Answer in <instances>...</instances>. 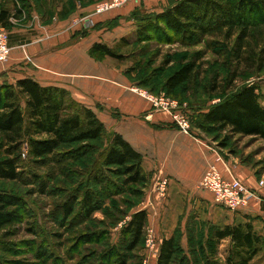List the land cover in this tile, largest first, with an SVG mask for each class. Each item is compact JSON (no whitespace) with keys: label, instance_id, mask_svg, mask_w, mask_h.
I'll list each match as a JSON object with an SVG mask.
<instances>
[{"label":"trees","instance_id":"trees-1","mask_svg":"<svg viewBox=\"0 0 264 264\" xmlns=\"http://www.w3.org/2000/svg\"><path fill=\"white\" fill-rule=\"evenodd\" d=\"M21 14V10L13 13L8 8H0V27L9 29L10 19H18ZM144 19L136 30L135 43L149 41L154 35L159 38L160 32L168 40L185 45H198L207 37L222 36L227 41L233 40L231 53L241 64L264 70V0H173L162 12ZM130 44L124 38L117 47ZM91 53L123 59L116 49L102 43H96ZM198 73L195 62L183 65L166 80L164 93L176 100L181 90L189 89V84L198 79ZM259 91L256 85L243 86L201 110L196 122L186 109L191 125L206 134L228 132L264 141V93ZM24 144L28 146V157L37 164L65 165L90 157L93 160L91 182L112 184L103 189L111 192L109 197L122 193L141 195L150 182L142 167V154L127 140L109 132L97 115L75 102L67 90L42 86L32 78L0 85V150L6 155L0 159V179H22L20 162ZM64 174L71 175L67 171ZM34 177L32 181L39 183L40 192L46 194L47 184L41 183L39 176ZM109 177L117 178L120 184H113ZM98 195L91 190L82 196L72 193L62 205L65 223L77 205L83 207L86 217L100 211L103 204ZM24 206L22 198L0 193V231L17 234L15 227L22 223ZM148 220L146 210L134 212L121 229L119 250L110 249L107 259L116 258L119 264H127V255L145 240ZM207 240L209 252L202 246L203 264L222 263L218 260L219 247L226 240L229 243L223 264H256L257 257L264 258V236L255 233L251 224L213 227ZM84 241L90 243L92 237L85 236ZM189 241L192 244V234ZM120 250L126 254L121 255ZM182 251L176 233L163 238L157 264H189ZM48 257L53 258L47 250L36 256L37 259Z\"/></svg>","mask_w":264,"mask_h":264},{"label":"rangeland","instance_id":"rangeland-1","mask_svg":"<svg viewBox=\"0 0 264 264\" xmlns=\"http://www.w3.org/2000/svg\"><path fill=\"white\" fill-rule=\"evenodd\" d=\"M103 1L105 0H0V8H8L13 13L21 10L22 14L16 24L44 27L53 21L68 19L72 21L73 14L83 8H93L91 16H95L96 6ZM154 1L160 5L162 2L168 5L173 0ZM143 7L142 4V9L124 15L121 21L118 17L112 19L110 16L114 15L113 13L105 15L103 23H98L92 28L93 33L97 31V35H103L100 28L107 32H115L116 38L113 40L115 35L111 36L107 45L123 56L119 62L136 88L155 95L164 93L163 86L166 80L183 65L195 62L199 69L198 79L193 80L189 84V89L181 90L176 97L181 106L191 111L193 122H196L201 110L230 96L243 86L256 85L259 92L264 93V70L241 64V61L231 53L233 40L227 41L222 36H210L201 44L185 45L168 40L166 34L160 32L158 35L160 39L154 35L149 41L135 43L138 26L142 24L144 18L157 13L148 12ZM86 15L77 17L80 24H83ZM120 32L124 33L119 35ZM81 35H88V30L82 28ZM124 38L132 44L117 47ZM6 83L11 84V79L7 74H1L0 85ZM191 130L205 135L212 144H215V148L222 149L228 167L234 168L235 171L240 170L248 176L250 174L259 184L264 181L263 140L256 137L234 136L228 132L206 134L192 125ZM3 152L1 149L0 159L6 158ZM92 162L89 157L79 163L65 165L49 162L37 164L28 157V151L24 152L23 145L20 162L22 179L20 181L0 179V193L15 195L25 201L22 223L15 227L17 234L9 235L7 231H0V264H119L116 258L107 259L110 249L114 247L116 252L119 250L121 229L132 214L138 210L148 211V208L152 217L151 222L148 220L145 240L135 252L127 255V264L157 263L160 249L158 243L160 239L166 237L164 230L156 236L151 227L158 216V208L151 206L148 199L152 187L150 182L141 195L122 193L109 197L111 192L103 189L110 188L112 184L100 182L97 185L91 182L92 176L89 174ZM66 171L71 173L69 177L64 174ZM35 175L41 178V183L47 184L46 194L40 192L39 183L32 181ZM109 178L113 184L116 183L117 186L120 184L117 178ZM88 190L99 193L97 198L103 204L102 209L91 217H86L83 207L77 205L65 223L63 203L72 193L82 196ZM154 192L157 197L160 196ZM189 200L180 204L181 213L173 234L176 233L178 236L182 252L188 258L189 264H203L202 246L206 247L205 252L207 250L209 252L206 242L208 243L211 229L221 228L220 225H223L224 221H219L215 217L213 213L215 207L209 203L208 206L199 205L197 201ZM201 202L204 203L202 200ZM163 207L171 210L176 206L170 204ZM31 229L33 232L29 231ZM189 234H192V244H189ZM85 236L92 237V241L86 243ZM152 239L154 245H150ZM227 247L228 243H223L219 247L218 260L222 262L221 264ZM46 250L53 256L52 259L36 258L38 252ZM120 254L125 255L126 252L120 250ZM263 261L261 255L255 259L256 264Z\"/></svg>","mask_w":264,"mask_h":264},{"label":"crops","instance_id":"crops-1","mask_svg":"<svg viewBox=\"0 0 264 264\" xmlns=\"http://www.w3.org/2000/svg\"><path fill=\"white\" fill-rule=\"evenodd\" d=\"M163 3L160 5L149 0L143 3V8L159 13L170 6ZM92 9L76 11L79 14H73L72 21H53L44 27L16 24L18 19H15L8 29L10 58L0 63V75L7 74L11 84L32 78L42 86L67 90L75 102L91 109L109 132L120 134L142 154V167L152 186L148 199L151 206L158 208V216L151 224L156 236L163 230L166 238L173 235L181 213L180 204L188 199L199 205L208 206L209 203L215 207V217L224 221L221 228L251 224L255 233L264 236V186H260L250 174L228 167L225 152L215 148L205 135L182 132L173 124L170 114L156 111L148 99L133 90L135 86L119 59L91 53L96 43L107 45L111 36L115 35L113 40L117 36L103 28H100L103 35H97V31L93 33L92 28L103 23L105 15L113 13L110 17H118L121 21L124 15L142 9V4L129 3L105 14H95L97 18L91 16ZM80 15L87 16L83 24L78 21ZM82 28L88 30V35H81ZM210 165H216L225 178H238L257 194V198L236 212L219 206L213 194L200 186ZM159 177L169 179L167 194L163 198L157 197L153 188ZM170 204L175 205V209L163 207ZM147 212L151 222L149 208Z\"/></svg>","mask_w":264,"mask_h":264},{"label":"built area","instance_id":"built-area-1","mask_svg":"<svg viewBox=\"0 0 264 264\" xmlns=\"http://www.w3.org/2000/svg\"><path fill=\"white\" fill-rule=\"evenodd\" d=\"M147 0H105L98 4L95 8V14L101 15L107 12L120 9L129 3L143 4ZM11 23L15 22L14 18L10 19ZM10 34L6 28H0V63L7 62L10 58L11 47L9 44ZM149 100L156 111L167 112L171 116V120L176 127L187 134L191 133V121L188 111L184 106L167 96L165 93L155 95L139 88L133 89ZM28 151L27 144H24V152ZM24 154V153H23ZM169 179L167 177H159L154 183V191L161 198L167 194ZM200 186L213 194L215 202L229 210L236 212L240 208L248 206L257 194L240 181L236 177L225 178L216 165H210L204 174ZM260 186H264V181L260 182ZM151 236V235H150ZM154 240H150V245H154Z\"/></svg>","mask_w":264,"mask_h":264}]
</instances>
